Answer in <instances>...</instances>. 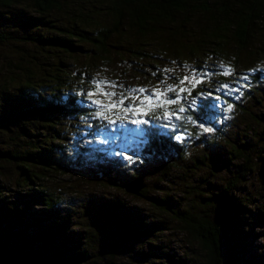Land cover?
Masks as SVG:
<instances>
[{
  "label": "trees",
  "instance_id": "16d2710c",
  "mask_svg": "<svg viewBox=\"0 0 264 264\" xmlns=\"http://www.w3.org/2000/svg\"><path fill=\"white\" fill-rule=\"evenodd\" d=\"M98 1L103 8L97 9L103 10L108 18L106 25L90 21L89 15L95 10H91L90 4L84 5L88 0H0V50L4 52L1 56L9 57L6 49L17 55L7 61L12 68L1 73L0 81V264H89L92 252L98 251V243L105 245L112 224L117 234L111 236L117 239L120 248H127L128 243L134 244L142 237L150 239L159 230L154 222L129 226L135 220L134 215H126L119 201L106 197L96 203L99 214L96 211L95 217L84 224L76 223L78 218L72 214L77 209L66 199V193L74 192L76 180L84 178L77 172L88 166L85 159L91 156L79 155L73 161L59 159L56 149L63 150L68 130H60L61 123L57 120L66 117L81 120L89 135L100 131L106 121L95 117L96 110L87 95L74 85L79 76L81 83L90 88L91 75L71 68L67 56L84 57L91 51L107 61L113 55L109 49L112 38L125 34L138 38L157 34L175 58L177 55L186 58L199 51L206 54L205 47L212 55L224 56L228 39L239 52L251 55V37L264 21V0ZM21 4L30 5L37 15L24 12L23 17L16 16L11 9ZM55 12L65 13L71 24L58 25L45 19ZM195 14L204 17L205 22L188 27L184 18L188 20ZM179 16L183 18L176 25ZM128 54L150 66L146 74L156 73L148 77L154 86L156 77L164 79L165 75L158 72L162 60L159 54L134 48ZM117 55L125 56L123 52ZM203 62L205 65L200 69L215 72V84L203 82L191 96L185 94L181 98L186 108L185 113L179 114L181 119H155L162 109L137 117L147 121L141 124L146 130L145 151L175 155L180 160L186 157V140L182 135L194 134L197 130L191 122L206 119L215 112L212 101L217 97L222 100L219 112L233 104L246 120L239 141L225 137L222 149L211 153L212 168L219 166L227 174L217 188L203 191L199 186L185 185L183 190L189 202L179 209L168 206L166 197L154 199V205L176 222L193 246V251L171 258L170 263L264 264V253L252 255L248 251L253 235L251 227L254 228L251 225H264V113L225 96L220 85L229 81L231 75H222L220 68L208 67ZM143 70L139 68V72ZM165 74L169 83L178 81L173 73ZM193 99L195 105L191 104ZM35 126L41 130H35ZM220 130L213 134L217 132L219 137ZM4 165H10L15 176L3 171ZM57 173L68 177H57ZM249 185L253 189L245 192ZM145 194L146 185L138 195H130L144 198ZM181 196L184 198V194ZM87 201L95 206L92 196ZM78 225L82 230L78 237H73L78 231L71 230L79 228ZM119 247L112 245L107 252L113 257L110 249L115 251ZM107 258L111 257H102ZM105 264L110 262L105 260Z\"/></svg>",
  "mask_w": 264,
  "mask_h": 264
},
{
  "label": "rangeland",
  "instance_id": "374dc122",
  "mask_svg": "<svg viewBox=\"0 0 264 264\" xmlns=\"http://www.w3.org/2000/svg\"><path fill=\"white\" fill-rule=\"evenodd\" d=\"M88 1V3L84 2V5L88 7L90 4L93 7L91 10H95L92 16L89 15V19L92 18L90 21L106 25L108 18L104 17L103 10L97 9L103 8L101 7L102 3L98 0ZM11 11L19 17H23L24 12L25 15H37L28 4L18 5L12 8ZM7 13L9 12L7 11ZM95 14H98V16ZM182 18L180 16L177 17L174 24L178 25L181 23ZM45 19H51L58 25L71 24L65 13L55 12L46 16ZM185 19L184 21L188 22V27L202 25L205 22L204 17L196 14L191 15L188 20ZM110 43L109 49L113 55L107 61H104L100 56H96L94 52L89 51L84 57L67 56V63L71 68L79 69L81 72H88L91 75V81L107 78L123 84L125 88L145 87L151 89L154 84L148 80V77H153L154 72L151 71L146 74L150 66L146 62L130 58L129 49H140L153 55L159 54L162 60L158 64V68H160L158 72L167 75L163 72V69L168 68L172 70L170 74L173 73L177 78H181L188 71L184 67L185 64L190 65L192 69L201 71L200 67L205 65L203 61H206V66L211 68H219L220 63L223 62L234 69L229 81L226 80L224 83H227L229 88L239 89L238 91H229L223 88L224 95H230L231 99H235L233 100L234 102H241L246 108H252L264 113V21L260 24L259 29H255L251 37L249 47L252 50L251 55H248L247 51L239 52L231 39L226 42L224 56L214 54L217 57H214L209 49L205 47L206 54L204 51H199L197 54H191L186 58L181 55H177L178 58H175L173 52L168 51L170 48L167 44L162 43L157 34L145 38H138L133 34L114 36ZM6 50L8 51L9 49ZM7 51L5 53L9 57L4 59L1 56V53L4 52L0 50V81L2 79L1 73L12 68L7 61H12L17 57L16 54ZM121 52L125 56H116L117 53ZM139 68H144L145 74H143L144 72H139ZM205 71H208L209 75L204 82L215 84V72ZM244 75L249 76L247 81L239 79ZM73 76L77 77L75 74ZM77 78L74 83L75 88L86 95L91 89L81 83L79 76ZM83 78L88 79L86 76H83ZM157 79L158 77L155 78L156 84L160 82ZM168 81L167 83H169ZM240 85L245 86L240 87ZM242 92L245 94L243 97ZM188 101L190 100L188 99ZM212 103L215 112L209 114L206 119L202 118L191 122L197 130L194 134L182 135L186 140V157L184 160H180L171 154L157 155L156 152L150 154L145 151L146 135L140 137L131 132L113 134V130L120 127L121 122L113 125L105 120L106 122L102 123L104 127L100 131L89 135L87 134L89 131L85 130L86 126L83 129L80 123L81 120H74L72 117L57 120V122L61 123L59 126L60 130H68L63 150L56 149L58 150L59 159L73 161L78 159L79 155L88 154L91 156L90 159H85L88 166L77 172L80 173V177L84 178H80L81 181L76 180L73 186L74 192L66 193V199H69V203L73 204V207L77 209L72 214L75 219L78 218L76 223L84 224L87 219L92 216L95 217L96 211L98 212L96 214H99V208L96 203L101 197H106L110 201H119V204L124 206V211L122 212H125L126 215L128 213L134 215L135 220H132L128 224L129 226L138 227L140 224L146 226L153 222L158 223L159 226V230L150 239L142 237L134 244L128 243L127 248H120L117 239L111 236H116L117 234L116 228L112 224L107 231L109 235L105 236V245H101V242L98 243L96 247L98 251L92 252L93 257L90 258L91 262L89 264H105V260L110 262V264H171V258L183 257L187 252H191L190 250L193 251V246L189 239L180 232L176 222L158 209L153 201L154 199L166 197L165 201L168 206L179 209L182 206H186V203L189 202V199L186 198L188 194L183 190L185 185L199 186L203 191L214 190V188L219 186L222 178H227L225 170H222L221 167L212 168L214 159L211 153L215 149H222V139L225 137H229L232 141H239L238 137L240 132L245 129L246 120H244L243 115L237 112L235 105L232 104L230 112L226 110L227 105L224 106L223 111L219 112L222 100L214 99ZM93 107L95 108V106ZM123 127L125 129H143L141 125H134L127 121L123 122ZM204 128H209L211 131H204ZM219 128L221 130L218 131V137L216 136L217 132L215 135L213 132ZM35 130L41 129L39 126H35ZM211 139H213L214 145ZM73 166L77 165L73 164ZM3 169L8 175L15 176L14 170L10 165H4ZM259 173L261 176L264 175V173L262 175L261 171ZM55 175L57 177H68V174L61 176L57 173ZM141 176L144 177L146 185L144 198L141 196L134 197L123 191L124 184ZM117 184L121 185V187L119 188ZM252 189L253 186L249 185L245 192ZM182 194H184V198L181 196ZM91 196L95 201V206H92L87 201L88 197ZM81 207L84 208L81 210ZM251 226H254V228L251 227L253 235L249 239L248 251L252 255H262L264 253V225L253 224ZM78 227H74L75 230H71L78 231L74 232L73 237L79 236L82 229L79 225ZM112 245L119 247L115 251L110 249L114 253L113 257L107 252ZM106 255L111 258L103 260L102 257H106Z\"/></svg>",
  "mask_w": 264,
  "mask_h": 264
},
{
  "label": "snow or ice",
  "instance_id": "6c2138e0",
  "mask_svg": "<svg viewBox=\"0 0 264 264\" xmlns=\"http://www.w3.org/2000/svg\"><path fill=\"white\" fill-rule=\"evenodd\" d=\"M184 67L188 71L178 78L177 82L172 84L167 83L169 77L164 76V79L153 86L151 89L145 87H128L125 88L123 84H119L116 81L109 80L107 78L95 79L91 82L90 88L86 95L91 105L95 106V117L108 121L110 124L116 125L121 122L120 127L113 130L115 133L131 132L137 136L144 137L146 130L125 129L123 122L134 125H141L147 123L143 118L151 113H154L156 109H162V112L155 116V119L171 120L173 117L179 120L182 117L179 114L185 113L186 108L181 103V98L185 96H191L192 92L198 85L204 82L205 78L209 75L208 71H197L192 69L190 65L185 64ZM219 68L222 70V75H232L234 69L230 65H226L221 62ZM172 70L165 68L164 73H170ZM253 71V70H250ZM153 75H156L154 72ZM240 80L247 81L248 75L241 76ZM245 85H240L244 87ZM221 88L228 89L229 91H238L237 88H229L227 83L221 84ZM219 90V89H218ZM169 93H173L174 96L170 97ZM219 99V97H217ZM196 101H191L192 105H195ZM178 105L176 108L172 106ZM227 111L232 110V105L228 104ZM190 119V117L188 118ZM204 131H211L209 128H204ZM107 139V137H106Z\"/></svg>",
  "mask_w": 264,
  "mask_h": 264
},
{
  "label": "water",
  "instance_id": "95a60500",
  "mask_svg": "<svg viewBox=\"0 0 264 264\" xmlns=\"http://www.w3.org/2000/svg\"><path fill=\"white\" fill-rule=\"evenodd\" d=\"M145 179L143 176L134 179L124 185V191L131 195H138L145 188Z\"/></svg>",
  "mask_w": 264,
  "mask_h": 264
}]
</instances>
